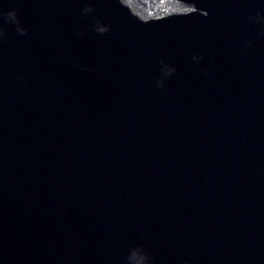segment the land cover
<instances>
[{"label": "water", "instance_id": "95a60500", "mask_svg": "<svg viewBox=\"0 0 264 264\" xmlns=\"http://www.w3.org/2000/svg\"><path fill=\"white\" fill-rule=\"evenodd\" d=\"M0 264H264V0H0Z\"/></svg>", "mask_w": 264, "mask_h": 264}, {"label": "clouds", "instance_id": "9594fccd", "mask_svg": "<svg viewBox=\"0 0 264 264\" xmlns=\"http://www.w3.org/2000/svg\"><path fill=\"white\" fill-rule=\"evenodd\" d=\"M15 12H10V13H8L7 14V16L9 17V18H12V19H14L15 18ZM100 31H104V29H100ZM143 259H147L146 257L145 258H143Z\"/></svg>", "mask_w": 264, "mask_h": 264}]
</instances>
